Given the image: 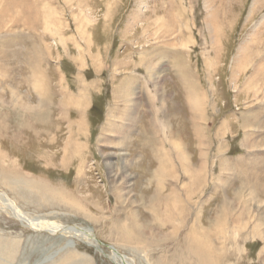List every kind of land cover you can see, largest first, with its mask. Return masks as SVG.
<instances>
[{"label": "rangeland", "instance_id": "374dc122", "mask_svg": "<svg viewBox=\"0 0 264 264\" xmlns=\"http://www.w3.org/2000/svg\"><path fill=\"white\" fill-rule=\"evenodd\" d=\"M0 19V194L23 213L0 203V264H188L193 232L264 264V0H0Z\"/></svg>", "mask_w": 264, "mask_h": 264}, {"label": "bare ground", "instance_id": "6f19581e", "mask_svg": "<svg viewBox=\"0 0 264 264\" xmlns=\"http://www.w3.org/2000/svg\"><path fill=\"white\" fill-rule=\"evenodd\" d=\"M253 10V9H251ZM215 11V10H214ZM254 11V10H253ZM3 12V10H2ZM216 12V11H215ZM214 13V12H213ZM211 13V15L213 14ZM253 13V12H252ZM2 16V15H1ZM211 17V16H210ZM1 20V19H0ZM212 20V19H211ZM211 22V21H210ZM216 22V21H214ZM213 25V24H212ZM215 25V24H214ZM210 26V25H209ZM216 26V25H215ZM212 33V31H210ZM42 85V84H41ZM39 86V85H38ZM46 94V93H45ZM42 97H44L42 95ZM46 99V98H45ZM41 101H46L44 99H42ZM197 102V101H196ZM199 103V102H198ZM193 104V103H192ZM197 105V104H196ZM199 108V107H198ZM45 110V109H44ZM41 113V112H40ZM175 198V197H174ZM0 203H2L3 205H5L6 208H8L9 210H11L12 212H14V214L22 217L23 213L21 212V210H18L17 208L14 207L12 201L10 199H8L6 196L0 194ZM174 203V202H173ZM225 217V216H224ZM133 225V224H132ZM48 226L50 228H48L50 231H63V232H68V231H73V229L68 230L69 227H62V226H52L50 224H48ZM76 233H78V235L80 237H82V239H84L86 242H88L89 244L95 246L97 249L102 250L101 249V241L98 239L95 231L92 228H86L84 230H78L76 231ZM196 234L193 232L189 238H188V244H187V252H185L184 254H182L181 256L179 255L178 257L181 258V260L185 261L186 263L190 264V262L187 261V259L185 258H189L191 259V257H193L196 262L195 264H221L219 261H217V259L214 258L213 252L209 251V250H205L204 248H201V245L197 242V238H196ZM211 247V246H210ZM112 255L114 256V258L118 261L121 262L122 264H128L126 262V257L124 255H122L117 248L115 247H110ZM207 249V248H206ZM215 252V251H214ZM215 254V253H214Z\"/></svg>", "mask_w": 264, "mask_h": 264}]
</instances>
